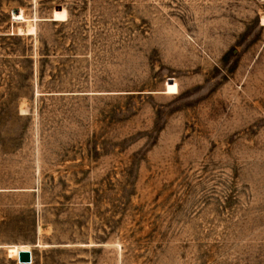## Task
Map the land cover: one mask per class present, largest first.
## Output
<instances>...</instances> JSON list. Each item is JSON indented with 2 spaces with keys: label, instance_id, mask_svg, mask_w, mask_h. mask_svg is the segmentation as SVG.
Segmentation results:
<instances>
[{
  "label": "rangeland",
  "instance_id": "1",
  "mask_svg": "<svg viewBox=\"0 0 264 264\" xmlns=\"http://www.w3.org/2000/svg\"><path fill=\"white\" fill-rule=\"evenodd\" d=\"M20 247L264 264V0H0V264Z\"/></svg>",
  "mask_w": 264,
  "mask_h": 264
},
{
  "label": "water",
  "instance_id": "2",
  "mask_svg": "<svg viewBox=\"0 0 264 264\" xmlns=\"http://www.w3.org/2000/svg\"><path fill=\"white\" fill-rule=\"evenodd\" d=\"M168 81L171 83L172 80H168ZM31 260H32V254L30 251H20L18 253V262L29 263L31 262Z\"/></svg>",
  "mask_w": 264,
  "mask_h": 264
},
{
  "label": "bare ground",
  "instance_id": "3",
  "mask_svg": "<svg viewBox=\"0 0 264 264\" xmlns=\"http://www.w3.org/2000/svg\"><path fill=\"white\" fill-rule=\"evenodd\" d=\"M20 251H30L28 248L26 249V248H23V247H20L19 249H18V251H17V262H18V253L20 252ZM31 252V251H30ZM32 254V253H31ZM31 262H32V260H31ZM31 262H29V263H20V262H18L19 264H30Z\"/></svg>",
  "mask_w": 264,
  "mask_h": 264
}]
</instances>
